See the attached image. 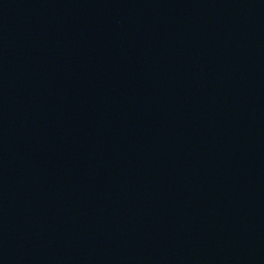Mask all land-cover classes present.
Segmentation results:
<instances>
[{"label":"water","instance_id":"95a60500","mask_svg":"<svg viewBox=\"0 0 264 264\" xmlns=\"http://www.w3.org/2000/svg\"><path fill=\"white\" fill-rule=\"evenodd\" d=\"M0 264H264V0H0Z\"/></svg>","mask_w":264,"mask_h":264}]
</instances>
